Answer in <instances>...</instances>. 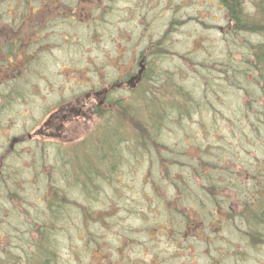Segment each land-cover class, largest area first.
<instances>
[{
    "label": "rangeland",
    "instance_id": "1",
    "mask_svg": "<svg viewBox=\"0 0 264 264\" xmlns=\"http://www.w3.org/2000/svg\"><path fill=\"white\" fill-rule=\"evenodd\" d=\"M54 1L47 29L43 13L31 28H43L40 35L34 39L36 31L28 29V35L18 34L31 56L28 67L0 87V247L12 251L8 262L28 264L34 255L30 264H45L33 242L43 241L40 224H50L45 192L53 185L69 188V208L54 215L52 264H264V236L251 241L237 217L245 197L264 190L252 176L256 168L264 170V115L257 111L264 100L243 64L248 45L264 42V35L228 33L219 0ZM241 2L253 13L250 0ZM29 4L0 0V24L20 18ZM141 55L137 87L114 89L109 98L122 101L130 119L100 103L102 114L69 125L61 140L26 137L49 110L77 106L89 91L138 74ZM178 90L192 99L189 115L169 112L157 147L152 145L162 154L135 148L132 125L141 127L150 111L143 98L175 102ZM117 116L126 123L121 129L113 126L120 123ZM100 125L118 137L129 129L131 137L120 158L105 157L95 167L101 180L91 191L85 182L71 183L69 169L61 166ZM81 164L87 169L84 159ZM213 180L210 194L204 182ZM249 190L255 192L247 196Z\"/></svg>",
    "mask_w": 264,
    "mask_h": 264
},
{
    "label": "trees",
    "instance_id": "2",
    "mask_svg": "<svg viewBox=\"0 0 264 264\" xmlns=\"http://www.w3.org/2000/svg\"><path fill=\"white\" fill-rule=\"evenodd\" d=\"M219 2L223 7L224 12L228 16L229 23L227 26H230V30L228 33H234L235 35L241 33H243L244 35H264V0H250V3L253 7V13H249L248 11L246 12L244 7L245 5L241 2V0H219ZM248 48H250L249 55L248 57L244 56L243 59V64L245 65L244 73L246 74V77L254 80V85L258 88L260 92L259 94L262 93V97L264 100V42L249 44ZM229 73L230 72H228V75ZM169 97H171V95ZM175 99L176 101L173 102L174 100L166 101L167 98H165L164 101L157 103V101H153L149 96H145L143 98L144 104L146 105L147 109H150V111H147L148 117L145 119L143 123L144 125L142 124V128L140 126L138 127V123L132 125L135 129V133H133L132 135L133 137L129 136L131 135L129 129L127 132L122 131L121 133L123 135L121 134V137H118V134H111L112 132L108 127H101L100 125V129L92 134L96 135L97 138L94 139L91 135L89 138V142H82L83 144L80 143L79 147L78 144H76L73 150H70L75 157L71 160L72 163L67 162L66 164H63L61 166V168H63L62 170L65 169L66 171H68L69 169L68 173H70V182H73V184H78V186L79 183H81L82 185L84 184L83 182H85L86 187L87 185H89L92 191V186L93 184H95L94 180H101L98 175L99 172H96L95 167H100V165H102V163L104 162L105 157H109L111 162L115 161V159L117 160L118 157L120 158V156L126 152V148H128L130 139L129 137L134 139L135 142H133V145L136 144L135 148H140L143 151H155L156 153L161 155V151L158 149L153 150L152 145H154V147H157L158 142L156 138L159 136L161 130L166 127L164 124H166V122L171 119L169 112L175 113L178 117H183L184 115H186L187 117L189 115L188 103H190L192 100L189 94L187 92H184L183 90H178ZM112 103L113 101L111 102V105L117 110L121 117H126L128 119L131 118V116L128 114L129 109L127 111V107L123 106L124 104L122 101L115 100L114 103ZM257 111L259 114L263 113L264 115V103L262 106V110ZM94 113L100 115L103 112L99 107H97L96 110H94ZM119 119L120 123L116 121L115 125L113 126L121 129L120 125L122 126V124L126 123L124 122L123 118L121 119L119 117ZM129 121L131 123V120ZM115 130L116 128L114 129V131ZM124 141L126 143H123ZM92 145L94 146V149L91 148ZM123 146L125 147L122 148ZM76 154H79L81 156L80 161H76ZM83 159L86 163L85 166H87V169H83V166L81 164ZM81 176L83 177V179L79 180V177L81 178ZM252 176L253 180L257 182L258 186H260L261 184V186L264 187V181H262L264 179V170L262 171L261 169L256 168ZM103 177L106 178L105 173ZM64 178L65 180L69 179L66 176ZM204 185L207 186L205 187V189L210 194L214 189H216L214 180L211 182H207V185L204 182ZM50 188L51 189L49 190V192H45V195H47L48 197V210L46 211V217L48 218L50 224H40V231L43 241L41 240V242L39 243L40 245L33 242L35 248H38V250H40V253L43 257L41 261L45 260V264H52L57 260V257L55 255V242L51 243L50 239H48L49 233L54 229L53 227L55 226L53 223L54 215H58L61 213V211L63 212L65 208H69L68 205H66L67 201H69L67 195L68 191L66 189L68 187L57 188V186L51 185ZM178 192L181 194V190H178ZM254 192L255 190L250 191L251 194L247 192V196L252 195ZM251 197L252 198L245 197L246 200L244 202L242 200V210L237 215V217L239 220H242L247 224L248 227L246 232L247 235L251 238L250 240L254 243H257L264 236V190L260 189L259 196L256 197L255 195V197ZM212 199L214 200L215 204H213L214 207H212V209L210 210L212 212L214 211V216L217 217V210L215 209L216 206H218V203H216L215 198L212 197ZM84 210L89 214H94L92 211H89L86 208ZM96 220L100 221V219ZM28 244L30 245V243ZM99 247L105 248L102 244ZM11 252L12 251H10V249L8 250V247L7 249H3L2 247H0V264H11L10 262H8V259L10 258H7L8 253L11 256ZM4 256L7 259H4ZM33 256L34 255H31V257H27L25 261L30 264V260H33ZM19 260L15 259L13 263L21 264V261Z\"/></svg>",
    "mask_w": 264,
    "mask_h": 264
},
{
    "label": "flooded vegetation",
    "instance_id": "3",
    "mask_svg": "<svg viewBox=\"0 0 264 264\" xmlns=\"http://www.w3.org/2000/svg\"><path fill=\"white\" fill-rule=\"evenodd\" d=\"M24 1H27L29 3L33 2V5L30 6L29 4L27 6V9L24 10V13H20L19 15L20 18H17L16 20L12 18L10 20V23L6 25L0 24V87L2 86L8 87L9 85H11L9 82L14 81L16 79L19 80L20 78L18 77L21 76L22 71L28 67V62L31 56L30 54L27 53V49L24 48V45H22L23 36L19 38L18 34L19 35L21 34L25 35V33L27 34L28 33L27 29L30 30V32L35 30L36 32H33L34 34L33 37L35 39L36 36L40 35L43 28L47 29V27L51 24L48 21L49 20L53 21L54 19V18L52 19V17L49 16L50 13L52 12L51 9L53 10V7H55L54 0H42L43 2L40 3V5L42 4V6L39 5V2L37 0H24ZM35 3L38 4L35 5ZM67 11L70 12V14H67L69 16L74 14L73 12L71 13V10H67ZM43 13L47 14V16H45L44 18L48 19L43 22L44 23L42 25L43 28L31 29L33 25H38L36 21L40 19L39 14H43ZM13 20L15 22L20 21L21 26H19L18 24L19 22L16 24ZM40 41L37 45H40L41 47L43 46V44H41ZM29 43H27V45H29ZM141 58H143V55L140 56L139 60H141ZM15 68H19L18 72L20 73L18 75L14 71ZM143 73L144 72L142 71L141 75H139L135 79L132 78L136 76V74L131 73L129 74V76L126 75L125 80L123 81L111 84L108 87H103L99 91L91 90L88 92V95H86V98L84 100H77V106L71 104L58 105L57 108H53L49 110L46 113V116L44 117L41 125H39L34 130L33 133H28L26 137L29 139L34 137L36 139L37 137H45V138L49 137L50 139L61 140L62 137H65L64 136L65 134L67 135V132L69 133V131H71L68 127L69 125L71 124L75 125V123H79V121H82L83 119L86 118L89 119L90 116L94 114V112L92 111V109L94 108L93 106L97 107V105L100 103L101 105H106V104L111 105L112 101L109 103L110 101L109 98H110V94L113 93L112 90L114 89L119 90L121 89V87L130 88V89L136 88L142 79ZM20 94L24 95L25 92L24 93L22 92ZM2 95L5 97H9L8 92ZM110 105L109 107H111ZM19 141H21V139Z\"/></svg>",
    "mask_w": 264,
    "mask_h": 264
},
{
    "label": "water",
    "instance_id": "4",
    "mask_svg": "<svg viewBox=\"0 0 264 264\" xmlns=\"http://www.w3.org/2000/svg\"><path fill=\"white\" fill-rule=\"evenodd\" d=\"M141 63H142V62H141ZM141 63H140V64H141ZM141 66H142V64H141ZM137 73H138V75H140V74H141V70H139Z\"/></svg>",
    "mask_w": 264,
    "mask_h": 264
}]
</instances>
